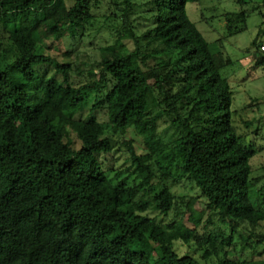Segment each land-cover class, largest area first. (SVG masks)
Returning a JSON list of instances; mask_svg holds the SVG:
<instances>
[{
	"label": "trees",
	"instance_id": "obj_1",
	"mask_svg": "<svg viewBox=\"0 0 264 264\" xmlns=\"http://www.w3.org/2000/svg\"><path fill=\"white\" fill-rule=\"evenodd\" d=\"M100 1L0 0V264H245L234 255L238 228H251L244 242L264 245L254 231L264 223L250 164L258 151L235 127L232 88L221 74L231 59L188 16L187 5L200 0H108L132 49L101 47L95 81L72 84L76 67L48 53L47 42L79 36ZM140 12L149 22L142 35L131 20ZM247 17L228 13V36L245 31ZM253 46L264 65L261 45ZM44 66L64 80L41 73ZM101 96L107 124L145 141L141 155L132 141L123 144L151 203L138 186L115 184L99 160L118 144L93 113L82 115ZM163 122L176 131L171 144ZM158 156L195 184L217 230L201 229V214L189 226L146 213L149 203L161 216L178 211L171 186L153 182ZM178 243H196L204 262L181 254Z\"/></svg>",
	"mask_w": 264,
	"mask_h": 264
},
{
	"label": "rangeland",
	"instance_id": "obj_2",
	"mask_svg": "<svg viewBox=\"0 0 264 264\" xmlns=\"http://www.w3.org/2000/svg\"><path fill=\"white\" fill-rule=\"evenodd\" d=\"M75 0H68V6L73 5ZM99 6L93 8V21L86 25L84 31L79 36H67L59 41L47 42L48 53L57 57L61 62H71L74 65V72L71 74L70 82L72 84H82L95 81L90 73H98V63L100 59V48L107 45H116L121 51L132 49L130 40H121L120 35L123 29V23L115 15V8L110 6L108 0L100 1ZM245 12L247 14V26L245 31L228 36L227 23L225 16L228 13ZM187 13L190 20L197 26L204 38L211 44L218 46L221 51L231 59L232 64L221 71L222 77L226 79L233 92L232 110L236 112L234 117L235 127L238 133L244 138V141L258 151L257 155L251 160L252 177L254 183L261 190L259 198L261 208L264 210V65L258 66L255 58L256 47L253 43L264 47V0H200L199 3H189ZM145 12H140L132 16V25L136 27L138 35H142L147 29ZM2 37L7 34L1 31ZM260 55H264L261 49ZM41 73L47 72L48 77L55 76L57 80L63 81L62 75H56L52 67L44 66L39 68ZM105 96L93 100L84 109L83 117H88L91 113L106 126L109 134L116 137L118 144L110 154L99 156L107 175L115 184L125 181V186L136 187L143 198L144 190L147 185L143 183L144 175L139 176L132 165L130 154L124 142L132 141L139 155L146 154L147 148L145 141L132 128L126 130L118 129L107 124L105 114ZM91 112V113H90ZM160 132L166 144H171L176 139L174 127L168 124L160 123ZM76 147H80V141L73 134ZM153 164L155 179L154 184L159 188L167 184L171 186L172 191L177 196L178 211L172 212L168 217L161 216L153 211L151 198L147 205L146 213L156 217L159 222L164 224L179 221L184 218L185 222L192 226L194 224V214H201V229H207V232L217 230V219L209 223V213L205 209V200L199 190L190 180L183 177L177 168V164H170L161 156L154 157ZM142 184V185H141ZM149 202V201H148ZM253 230V229H252ZM256 233H264V223ZM226 232V231H225ZM228 233V232H226ZM229 234V233H228ZM241 235L251 236V228L241 226L237 233L233 235L235 253L234 255L244 261L245 264H263L264 245L256 246L258 239L253 237L250 241L244 242ZM178 250L181 254L189 253L195 259L204 262L202 259L203 251L195 244L182 246L180 243ZM223 257V253L220 255ZM235 257V258H236ZM214 261L217 257L213 258ZM206 261L204 262V264Z\"/></svg>",
	"mask_w": 264,
	"mask_h": 264
},
{
	"label": "built area",
	"instance_id": "obj_3",
	"mask_svg": "<svg viewBox=\"0 0 264 264\" xmlns=\"http://www.w3.org/2000/svg\"><path fill=\"white\" fill-rule=\"evenodd\" d=\"M262 49L264 50V47Z\"/></svg>",
	"mask_w": 264,
	"mask_h": 264
}]
</instances>
